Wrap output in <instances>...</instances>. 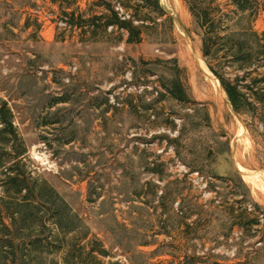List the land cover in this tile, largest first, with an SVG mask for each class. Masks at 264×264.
Instances as JSON below:
<instances>
[{
	"label": "rangeland",
	"instance_id": "obj_1",
	"mask_svg": "<svg viewBox=\"0 0 264 264\" xmlns=\"http://www.w3.org/2000/svg\"><path fill=\"white\" fill-rule=\"evenodd\" d=\"M159 3L162 16L139 0H0V104L78 219L67 238L85 234L103 264H264V115L232 110L185 3ZM108 5L143 20L138 43L66 23ZM230 28L262 33L263 14Z\"/></svg>",
	"mask_w": 264,
	"mask_h": 264
},
{
	"label": "trees",
	"instance_id": "obj_2",
	"mask_svg": "<svg viewBox=\"0 0 264 264\" xmlns=\"http://www.w3.org/2000/svg\"><path fill=\"white\" fill-rule=\"evenodd\" d=\"M140 8L164 15L159 0H139ZM201 35V54L209 71L217 78L232 110L237 114L264 115V32L247 28L239 37L231 34L230 24L237 15L255 18L263 14L264 0H182ZM218 2L232 10L226 12ZM122 9H127L122 4ZM104 13L67 14V24L85 31L108 28L124 31L129 43H138L143 22L136 14L125 18L111 6ZM221 60L233 68V78L216 70L209 60ZM217 65H220L219 63ZM178 101L186 95L180 82L166 87ZM59 205L50 184L36 172L28 150L19 136L7 104H0V264H55L53 256L62 253V264H103L108 258L102 248L89 247L86 235L67 238L77 230L76 216ZM73 241V244L71 243Z\"/></svg>",
	"mask_w": 264,
	"mask_h": 264
}]
</instances>
